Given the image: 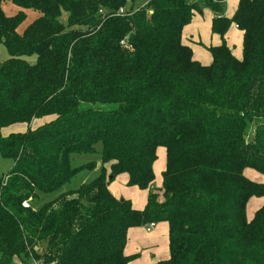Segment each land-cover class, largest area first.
I'll return each mask as SVG.
<instances>
[{
	"label": "trees",
	"instance_id": "1",
	"mask_svg": "<svg viewBox=\"0 0 264 264\" xmlns=\"http://www.w3.org/2000/svg\"><path fill=\"white\" fill-rule=\"evenodd\" d=\"M5 1L21 9L8 15ZM128 1L0 0L9 54L0 154L14 160L0 173V264H128L129 228L163 221L170 256L156 264H264V204L247 217L264 182L245 175H264V0H238L232 17L222 12L227 0ZM205 8L221 38L206 46L209 64L183 41ZM28 10L36 17L19 32ZM235 25L241 58L226 38ZM17 124L27 127L2 134ZM160 147L166 166L155 190ZM75 156L97 160L74 167ZM96 167L93 180L64 190ZM122 173L148 190L143 209L110 191Z\"/></svg>",
	"mask_w": 264,
	"mask_h": 264
},
{
	"label": "crops",
	"instance_id": "2",
	"mask_svg": "<svg viewBox=\"0 0 264 264\" xmlns=\"http://www.w3.org/2000/svg\"><path fill=\"white\" fill-rule=\"evenodd\" d=\"M237 3H238V0L236 1V6H237ZM235 9H236V7H235ZM204 12L205 11H203L202 14H196L192 20V22L194 20H196V21L203 20L202 23L201 22L196 23V24L201 23L200 31L197 32V28H194V35L191 34L190 38H185L184 37V30L187 28V27H185L183 30V41H184V43L189 44L192 47L194 57L198 61H200L203 64H209L212 61V57H211V54L209 53V51L206 49V46L217 45V44L221 43V38L218 34H213L211 31L212 19L214 17V13L209 12L208 14L204 15ZM204 16H207L208 19L207 20L203 19ZM235 29H237L240 33V35H237L239 38L237 43L238 44L241 43V45H242L243 32L241 30H239L236 26H232L230 31L228 32V34L226 36L227 42L229 40L233 41ZM201 34H203V38H201V36H200ZM213 38H214V41H213ZM196 45H200V46H202V48L195 47ZM232 51L238 58L242 57L241 52L236 53V50H234V49H232ZM38 122H39V120H38ZM36 123H37V121H36ZM34 125H36V124H34ZM16 126L17 127H15V131H23L27 127L25 124H17ZM247 169L245 170V175L249 176L247 174V171H248ZM254 178L256 180H253V181H257V182L264 181L261 177H259V175H254ZM250 179H252V178L250 177ZM122 180H125V182H128L129 176L127 175V177H124L122 175ZM159 187H161V186H159ZM109 188H110V191L115 196L119 197L118 196L119 195L118 190L115 187H111V183L109 185ZM142 190L143 191H139V192H136V191H124L123 192V193H125L124 198L130 199L133 206L136 209H143L147 203L148 190H144V189H142ZM262 197H260V198H262ZM251 200H253V201H251ZM258 200L259 199L255 198V197L250 199V201L252 202V209H253L251 212L252 217L254 216L255 212L263 205L262 203L264 201L262 203H258ZM250 201H249V203H250ZM248 206L249 205H247V209H248ZM250 209H251V206H250ZM252 217H249L248 219L250 220ZM125 253L127 255H135V258L130 260L128 264H156L161 260L168 259L170 256V252H169V225H168V223L164 222V221L155 223V226H153L150 230H148L146 228V226L129 228L128 236H127V243L125 246ZM11 264H27V263L21 261L19 258H15L14 262Z\"/></svg>",
	"mask_w": 264,
	"mask_h": 264
},
{
	"label": "rangeland",
	"instance_id": "3",
	"mask_svg": "<svg viewBox=\"0 0 264 264\" xmlns=\"http://www.w3.org/2000/svg\"><path fill=\"white\" fill-rule=\"evenodd\" d=\"M147 1L148 0H135L134 2H132L131 0H129L128 3H127V7L130 8V6H132L133 8H138V7H141V6L145 5ZM236 1L237 0H227L224 3L223 11H222L224 13V15H226L227 17H232L233 16V14L235 12V7H236ZM2 6H3V9H4L5 13L8 14V15H14L21 9L19 6H17L16 4L12 3L11 1L3 2ZM204 11H205L204 15L208 14L209 12L214 13L209 8H205ZM67 16H68V12L62 11V14L60 15V20H62L63 22L64 21L67 22ZM35 17H36V13L33 10H28L27 11V18L19 26L18 31L22 32L24 30V28L32 20H34ZM203 19L207 20L208 17L204 16ZM202 21L203 20H198V21L194 20L193 22L188 24L186 26L187 28L184 30V37L185 38H190L191 34L194 35V28H197V32L200 31V27H201ZM197 22H201V23L196 24ZM237 35H240V33H239V31L237 29H235L234 30L233 41L229 40L228 43H229V45L231 46L232 49L236 50V53H238V52L242 53V45H241V43H239V44L237 43V41L239 39ZM200 36H201V38H203V34H201ZM213 41H214V38H213ZM195 47L202 48V46H200V45H196ZM8 57H9V54H8L6 46L3 43L0 42V64L3 63L4 61H6ZM28 59L33 62V61H35V56H32V57H30ZM102 107L105 108V109L108 108L105 105H102ZM15 127H17V126L13 125L9 129L5 128L4 130H2V134L4 135V134H7L10 131H15ZM93 159H96V158L75 156L73 158V166L74 167H76V166L80 167L84 163H87V162H89L90 160H93ZM13 164H14V160L12 158L6 157V156H3L2 154H0V173L7 174L11 170ZM165 166H166V149L164 147H160L158 149V151H157V160L155 161L154 167H153L154 168V174H155V181H154L153 189H155V190H159L160 189L159 186L162 185V172L165 169ZM247 170H248L247 174L252 178L251 180H256L254 178V175H259V177H261L264 180V175L259 173L258 171L254 170V169H251V168H248ZM99 173H100V171H99L98 167H96L94 169L81 170L68 183L65 184L64 190L68 191V190L77 189L81 184L88 183L91 180H93L95 177H97L99 175ZM122 175L124 177H127L128 174L127 173H122L121 175H118L111 182V187H115L118 190V192H119L118 196L119 197H124L125 196V193H123L124 191H136V192L143 191L141 188H139L137 186H135V187L134 186H128L127 182H125V180H122ZM249 176H247V177L250 178ZM262 182H264V181H262ZM54 196H55V194H49V195L41 197V200L36 202V206H40L44 202H46V201L50 200L51 198H53ZM254 197L259 199L258 203H262L264 201V196L262 198L256 197V196H254ZM251 201H253V200H251ZM251 201H250V203L248 202L249 203L248 204L249 206H248V209H247V217L248 218L252 217L251 212H252L253 209H252V202ZM262 204H264V202ZM250 206H251V209H250Z\"/></svg>",
	"mask_w": 264,
	"mask_h": 264
},
{
	"label": "built area",
	"instance_id": "4",
	"mask_svg": "<svg viewBox=\"0 0 264 264\" xmlns=\"http://www.w3.org/2000/svg\"><path fill=\"white\" fill-rule=\"evenodd\" d=\"M124 12H125V8H124V7H121V8L119 9V11H118V14H120V13H124ZM235 26L238 28V25H235ZM23 206H24V207H29L30 204H29L28 201H24V202H23ZM145 226H146V228H147L148 230H150L153 226H155V223H154V222H152V223H148V224H146ZM28 264H45V263L39 262V261H37V260H35V259H32V260L30 261V263H28Z\"/></svg>",
	"mask_w": 264,
	"mask_h": 264
}]
</instances>
